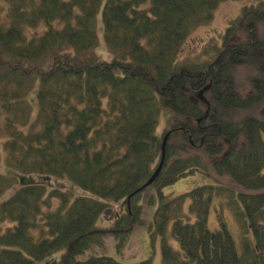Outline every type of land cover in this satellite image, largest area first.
<instances>
[{"label":"trees","instance_id":"16d2710c","mask_svg":"<svg viewBox=\"0 0 264 264\" xmlns=\"http://www.w3.org/2000/svg\"><path fill=\"white\" fill-rule=\"evenodd\" d=\"M225 1L0 4V164L8 172L0 198L13 189L0 202V264H154L110 252L109 239L121 249L139 228L161 241L163 264H264V0L242 9L212 60L181 57ZM99 15L109 59L96 51ZM240 67L260 73L245 95ZM258 104L262 119L236 120ZM166 137L163 169L144 188ZM196 172L215 183L164 193ZM217 199L221 231L213 232Z\"/></svg>","mask_w":264,"mask_h":264},{"label":"rangeland","instance_id":"374dc122","mask_svg":"<svg viewBox=\"0 0 264 264\" xmlns=\"http://www.w3.org/2000/svg\"><path fill=\"white\" fill-rule=\"evenodd\" d=\"M260 0H228L220 4L214 13V19L211 24L207 26H202L196 30L191 38L186 43L181 57L188 59L194 64H204L212 60L213 57L217 56V47H221L223 44V38L227 27L230 23L235 20L240 14L244 7L256 5ZM4 3V0H0V4ZM102 16L99 15L98 20V37L99 45L96 49L97 53L102 56V58L109 59L111 56L110 51L105 43V37L103 32V27L101 25ZM35 31L31 30L30 34L33 35ZM259 32L262 40H264V22L259 24ZM256 75H260L252 67H240L236 71V80H238V90L242 95H245L247 92L251 91L252 88V78ZM30 101L34 103L36 101L35 93H32L30 96ZM239 114L235 116L238 122H242L249 117L262 119V105L258 104L250 109L243 110L238 112ZM169 115L166 112H163L162 119L160 123V132L164 129ZM5 139L0 138V151H2L4 146ZM0 173L6 174L7 168L4 164H0ZM53 186H59L60 188L65 187L68 190L74 191L76 194H81V191L74 189L72 183L64 182L59 183L58 180H51ZM224 184H227L225 179L222 181ZM215 180L206 176L201 172H196L186 178L179 180L176 184L170 185L164 189V193L168 195L178 196L189 191H192L198 187L213 184ZM13 189H9L4 196L0 198V202L9 198L12 195ZM57 205L58 201H54ZM223 200L217 199L214 201L211 214L209 217V225L213 232L221 231V224L218 220L217 210ZM187 205V209H189ZM234 213L230 209L225 210L226 220L229 224V227L236 239L237 245L241 250L240 246V229L233 215ZM110 220L107 217L101 219V226H109ZM108 240V239H107ZM110 252L115 255V257L123 262H139L153 258L154 264H163L162 248L161 241L159 240L156 244H153L151 238L148 234V231L145 228H139L134 234L131 243L126 244L121 249L115 248L117 241L113 239L108 240ZM173 245L177 246V243L173 241Z\"/></svg>","mask_w":264,"mask_h":264},{"label":"water","instance_id":"95a60500","mask_svg":"<svg viewBox=\"0 0 264 264\" xmlns=\"http://www.w3.org/2000/svg\"><path fill=\"white\" fill-rule=\"evenodd\" d=\"M166 142H167V138L165 139L164 145H163V159H162L161 165L159 166V168L156 171V173L152 176V178L144 186V188L150 186L157 179V177L159 176V174H160V172H161V170L163 168L164 161H165V153H166Z\"/></svg>","mask_w":264,"mask_h":264}]
</instances>
